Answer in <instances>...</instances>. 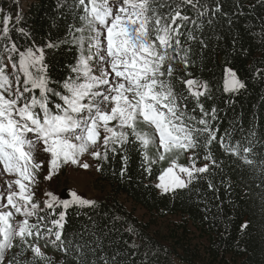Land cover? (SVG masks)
<instances>
[{
	"label": "snow or ice",
	"instance_id": "1",
	"mask_svg": "<svg viewBox=\"0 0 264 264\" xmlns=\"http://www.w3.org/2000/svg\"><path fill=\"white\" fill-rule=\"evenodd\" d=\"M259 4L264 6V0ZM188 6L197 8L194 19L184 14ZM236 8L233 15H243V6L237 4ZM73 9L81 22L80 27L69 28L78 58L70 68L75 76L64 81L63 91L49 86L43 48L18 44L11 36L7 17L0 34V165L15 177L0 191V264H52L40 240L60 251L65 264H126L119 250L109 255L99 243L93 246L91 242L80 244L63 238L64 210L70 203L95 206L94 200L82 198L75 191L71 201L61 200L51 191L44 193L48 198L42 202L34 200L41 168L34 152L41 142L43 150L50 153L46 180L62 164L89 169L91 165L80 160L85 153L107 161L110 152L124 151L125 145L136 141L145 150L144 170L150 174V165L156 161L148 157L146 149L156 139L138 130L137 125L143 122L158 135V150L163 149L159 160L165 159V153L179 155L191 150V166H180L173 160L172 166L159 175L155 186L164 194L187 189L204 179V174L211 175L210 169L217 165L210 150L214 141L243 164L255 163L250 158L256 154L255 128L245 137L247 146L233 142L231 133L218 136L213 123L217 109L204 106V99L212 98L208 82L187 78L191 76L187 71L191 48L184 44L197 40L204 18L211 25L222 13V5L197 4L196 0H73ZM189 23L193 28L185 31ZM16 31L26 35L23 28ZM199 43L206 47L202 39ZM47 47L54 45L49 43ZM174 62L184 66L186 75L180 81L186 94L174 90ZM257 74L264 77L260 70ZM245 87L232 69H225V93H238ZM53 96L59 102L53 103ZM189 102L193 103L190 111ZM197 109L199 116L195 115ZM111 122L116 123L110 126ZM130 135L134 138L131 141ZM201 147L205 149V163L197 166L196 150ZM123 159L126 163L127 158ZM95 170L102 171V166ZM124 171L122 168L121 175ZM208 187L214 188L211 180ZM61 207L64 210L57 213ZM33 217L35 221L30 222ZM128 232L134 229L130 226ZM137 247L134 241L128 245L131 254L127 264H134ZM12 248L17 251L9 258L6 253Z\"/></svg>",
	"mask_w": 264,
	"mask_h": 264
},
{
	"label": "trees",
	"instance_id": "2",
	"mask_svg": "<svg viewBox=\"0 0 264 264\" xmlns=\"http://www.w3.org/2000/svg\"><path fill=\"white\" fill-rule=\"evenodd\" d=\"M196 3L213 7L219 3L222 13L227 15L217 14L211 25L205 17L202 32L196 33L197 40L184 44L191 48L187 69L191 76L187 78L208 82L212 98L204 99V106L217 109V120L213 123L218 136L231 133L233 142L241 141L247 146L245 137L255 128L256 154L250 157L255 163L243 164L214 141L210 150L217 165L210 169L211 175L204 174V179L187 189L160 193L154 185L163 172L157 155L161 150H158V135L154 128L139 123L137 128L141 133L150 132L156 139L146 149L148 157L156 161L150 165L151 173L144 170L145 150L139 141L129 143L124 151L110 152L107 161L101 159L97 163L102 166V171H97V183L106 189L103 200L95 206L57 209V213L66 211L63 238L80 244L91 242L93 246L99 243L109 255L119 250L126 264L131 254L128 245L133 241L138 246L132 258L134 264H264V171H261L264 169V77L257 74V70L264 72V6H260L259 0H196ZM237 4L243 6V15H233ZM196 13L193 6L184 12L193 19ZM6 17L11 36L18 44L44 49L49 86L63 91L64 81L75 76L70 68L78 58V50L69 35L70 26L80 27L81 23L73 9V0H0V34ZM18 28H23L26 35L21 36L16 31ZM191 28L193 25L189 23L185 31ZM201 39L206 47L199 43ZM49 43L54 47L48 48ZM174 67V90L186 94L180 81L186 75L184 66L174 62ZM227 68L246 85L238 93L223 91ZM50 99L59 102L57 97ZM192 107L193 103L189 102L188 110ZM195 115L199 116L198 109ZM133 139L130 135L129 140ZM196 151L199 153L196 164L202 166L205 149ZM175 156L182 158L181 153ZM209 180L214 185L211 190ZM121 198L141 210L148 222L138 221L121 203ZM160 222L168 224L162 231L152 230ZM130 226L133 233L128 232ZM39 244L52 264H65L60 251L46 245L45 240ZM16 251L12 248L6 255L11 258Z\"/></svg>",
	"mask_w": 264,
	"mask_h": 264
},
{
	"label": "rangeland",
	"instance_id": "3",
	"mask_svg": "<svg viewBox=\"0 0 264 264\" xmlns=\"http://www.w3.org/2000/svg\"><path fill=\"white\" fill-rule=\"evenodd\" d=\"M5 63H7L6 58H5ZM9 72H10V68H9ZM96 74L98 75L99 73ZM12 79H13V86L15 87V77L13 76ZM22 82H23V75L21 74V84ZM115 123L116 122H111L110 126L115 125ZM145 133H149L150 135H152V133L147 131ZM99 143L102 145V138ZM43 149H44V145L41 142L37 144L34 152L35 161L41 164V168L36 176L38 189L36 191V195L34 196V200L42 202L44 199H47L48 197H46L44 193L48 191H51L53 195H56L59 198H61L63 192H65V195L67 196L66 198L70 199V201L72 200L71 193L73 191H75L78 195H80L82 198L85 199H91L94 200L95 202L103 200L106 194V189L104 185H100L97 183V171L95 169L98 160L93 158L88 153H85L80 157V160L83 162H88L91 165L89 169H83L78 165L62 164L55 172L51 173L52 178L50 180H46L45 177L49 175L50 172L49 169L50 153L45 152ZM100 151L103 153L104 151L103 146H101ZM162 152L163 149L161 148L160 153ZM157 155L159 156V154ZM164 155H165V159L159 160L160 166L163 169V171L167 167L172 166L171 161L173 160H175L177 165L191 166V163L189 162L190 160L189 152L181 153L182 158H178L177 156H175L174 152L165 153ZM174 171L178 172V167H175ZM14 179L15 177L5 173L3 171L2 165H0V191H2L6 187L7 181ZM157 183H159L158 179L154 183V185H156ZM157 190L158 192L162 193L160 189L157 188ZM121 203H123L129 211L134 213L138 221H140L143 224H146L148 222L147 217L144 215V213L141 210H139L138 208H133L132 206H130L129 203H126V201L122 198H121ZM70 206H77V205H72L70 203L69 207ZM41 207H43V204H41ZM34 220H35L34 217L30 219L31 222H33ZM167 224H168L167 222H160L154 228H152V230L162 231Z\"/></svg>",
	"mask_w": 264,
	"mask_h": 264
},
{
	"label": "water",
	"instance_id": "4",
	"mask_svg": "<svg viewBox=\"0 0 264 264\" xmlns=\"http://www.w3.org/2000/svg\"><path fill=\"white\" fill-rule=\"evenodd\" d=\"M67 196L65 195V192H63L62 196H61V200H69L68 198H66Z\"/></svg>",
	"mask_w": 264,
	"mask_h": 264
}]
</instances>
